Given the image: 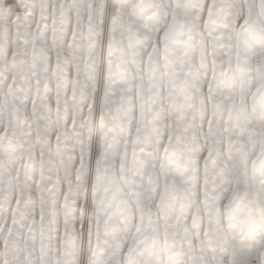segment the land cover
<instances>
[{
  "label": "snow or ice",
  "instance_id": "snow-or-ice-1",
  "mask_svg": "<svg viewBox=\"0 0 264 264\" xmlns=\"http://www.w3.org/2000/svg\"><path fill=\"white\" fill-rule=\"evenodd\" d=\"M0 264H264V0H0Z\"/></svg>",
  "mask_w": 264,
  "mask_h": 264
},
{
  "label": "clouds",
  "instance_id": "clouds-1",
  "mask_svg": "<svg viewBox=\"0 0 264 264\" xmlns=\"http://www.w3.org/2000/svg\"><path fill=\"white\" fill-rule=\"evenodd\" d=\"M14 2V0H10V3Z\"/></svg>",
  "mask_w": 264,
  "mask_h": 264
},
{
  "label": "rangeland",
  "instance_id": "rangeland-1",
  "mask_svg": "<svg viewBox=\"0 0 264 264\" xmlns=\"http://www.w3.org/2000/svg\"><path fill=\"white\" fill-rule=\"evenodd\" d=\"M9 2H10V0H9Z\"/></svg>",
  "mask_w": 264,
  "mask_h": 264
}]
</instances>
